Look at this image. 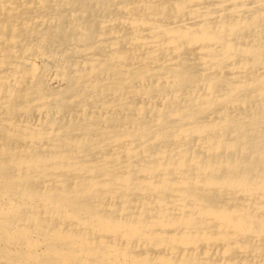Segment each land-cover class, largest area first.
I'll use <instances>...</instances> for the list:
<instances>
[{
    "label": "bare ground",
    "instance_id": "obj_1",
    "mask_svg": "<svg viewBox=\"0 0 264 264\" xmlns=\"http://www.w3.org/2000/svg\"><path fill=\"white\" fill-rule=\"evenodd\" d=\"M0 264H264V0H0Z\"/></svg>",
    "mask_w": 264,
    "mask_h": 264
}]
</instances>
